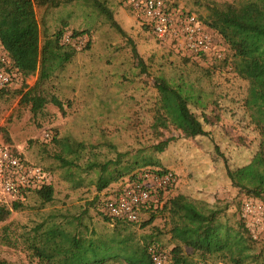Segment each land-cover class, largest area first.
Instances as JSON below:
<instances>
[{"label":"trees","instance_id":"obj_1","mask_svg":"<svg viewBox=\"0 0 264 264\" xmlns=\"http://www.w3.org/2000/svg\"><path fill=\"white\" fill-rule=\"evenodd\" d=\"M86 1L107 16L120 32H125L104 1ZM55 2L0 0V41L10 57L6 69L14 75V81L21 79L19 88L0 87V95L12 92L18 97L19 106L29 109L33 116L48 103L64 110L61 85L69 64L78 54L76 46L62 42L65 31L42 40L36 8ZM206 8L207 13L198 17L226 48L218 54L215 50L192 51L178 45L180 61H170L169 68H160L152 74L158 92L152 106L145 109L140 102L139 108L125 113L124 129L130 140L118 139L116 143L104 130L98 142L72 135L53 137L59 147L55 156L74 188L81 186L85 177L91 178L99 192L126 179L141 184L148 180L144 177L146 171L156 176L171 172L175 180L161 186L154 180L152 194L159 203L152 201L143 207L139 222L123 217L113 219L101 211L104 220L113 227L98 231L86 221L89 207L77 212L51 213L21 234L37 264H157L158 254L167 256L163 264H264V243H261L264 232L256 238V231L242 216L247 200L264 206V84L251 74H245L246 86L241 82L225 85L215 81L219 73L230 80L227 75L232 69L230 55L247 57L252 53L251 44L264 41V0H225L209 3ZM144 26L153 31L150 25ZM82 32L75 31L74 35ZM90 42L89 39L87 45ZM134 52L139 55L135 45ZM136 67L139 70H132V75L129 71L121 72L118 84L134 80L135 76H151L142 59ZM31 75L37 76L34 84L27 82ZM121 89L118 88V93ZM228 116L256 133L255 148L250 149L242 136H232L223 125ZM172 130L200 143L210 158L206 167L215 166L219 179L230 182L237 190L234 198L239 218L232 221L223 214L224 209L210 203L211 197L217 196L218 180L204 181L208 172L194 175L196 182L187 189L171 193L177 188L178 176L164 160L175 139L165 138V134ZM118 138H123V124H118ZM0 139L15 155L25 158L12 145L6 126L0 127ZM31 192L37 194L43 205L55 198L51 181L28 187L21 197L0 204V221L19 209ZM98 202L99 197L95 196L90 204L96 207ZM146 215L148 219H144ZM158 217L162 222L153 225L151 232L141 233L137 229L145 228ZM210 259L216 262L209 263ZM0 264L14 263L0 257Z\"/></svg>","mask_w":264,"mask_h":264},{"label":"rangeland","instance_id":"obj_2","mask_svg":"<svg viewBox=\"0 0 264 264\" xmlns=\"http://www.w3.org/2000/svg\"><path fill=\"white\" fill-rule=\"evenodd\" d=\"M56 1L57 3L53 5H40L36 8L42 40L60 30L65 33L83 31L76 35L85 37L78 45V54L69 64L65 72L66 79L61 85L60 94L64 99V110L53 103H48L42 112L33 116L29 109L19 106L18 97H14L12 92L0 95V127L8 128L12 145L18 148L25 158L49 169L51 172L49 181L55 188V198L52 202L43 205L37 194L31 192L24 198L19 209L13 210L6 220L0 221V257L14 264H37V258L31 255V250L23 241L21 234L44 218H49L50 214L56 211L77 212L81 208L89 207L90 216L86 221L91 226L98 231L113 227L100 213V203L125 186L128 179L112 183L99 192L96 184L91 183V178L85 177L84 183L74 188L72 182L65 176L61 161L55 156L59 147L53 137L72 135L86 141L98 142L102 139L104 130L116 143L118 139L122 142L130 140L129 133L124 129L127 122L125 113L139 108L140 102L145 109L151 107L158 93L152 74L158 72L160 68H169L170 61L179 62L181 57L178 50L182 41H174L171 37L162 39L152 30L146 29L143 21L129 8L126 0H102L111 9L115 20L125 32H120L111 20L89 1ZM168 1L170 7L178 13L193 12L199 16L207 13V4L225 0ZM212 37V51L223 53L222 50L226 47ZM89 39L91 42L87 45ZM134 45L138 56L135 55ZM251 50V55L247 57L230 55L232 69L227 73L231 77L230 80L219 73L215 81H221L225 85L241 82L246 86L245 74H251L264 84V41L251 44ZM227 51L225 49V52ZM140 59L149 66L151 76L146 74L135 76L134 80H122V84H118L121 72L129 71L132 75V70H139L136 66ZM256 62L258 64L255 65ZM234 64L240 66V69H235ZM36 79V75H31L27 82L34 84ZM20 86L21 79L18 82L14 81L12 88ZM119 87H122L120 93ZM118 124H123V138H118ZM223 125L232 136L245 138L250 149L255 148L258 138L251 128L243 126L230 116L225 118ZM171 137L175 139L171 141L164 160L168 168L178 176L177 188L171 193L187 189L192 183L195 184V176L198 173L205 175L208 172L209 176L204 181L218 180L215 184L217 196L211 197L210 203L224 209L223 214L232 221L239 218L237 200L234 198L237 190L230 182L219 179V171L214 165L211 168L206 167L210 158L203 146L195 139L181 136L177 130L166 132L165 138ZM95 196L99 197L96 207L90 204ZM148 218V215L144 216V219ZM161 222V217H158L152 224L137 229L141 233H148L152 231L153 225ZM261 243H264V238ZM212 262L216 261L210 259L209 263Z\"/></svg>","mask_w":264,"mask_h":264},{"label":"built area","instance_id":"obj_3","mask_svg":"<svg viewBox=\"0 0 264 264\" xmlns=\"http://www.w3.org/2000/svg\"><path fill=\"white\" fill-rule=\"evenodd\" d=\"M132 11L144 24L150 25L154 33L162 38L171 37L181 40V46L192 51H211L213 37L208 32L198 15L193 12L178 13L168 0H126ZM85 37L64 33L62 42L70 43L76 47ZM10 57L0 41V87L13 86L14 75L6 69ZM48 135V134H47ZM173 173L156 176L153 172L146 171L144 177L148 180L141 184L130 182L118 192L107 196L100 204V210L116 219L127 218L139 222L142 208L150 202L159 203L158 198L152 194L156 183L161 186L172 183ZM51 173L41 165L15 155L0 139V204H9L12 200L21 197L24 189L38 187L43 182H48ZM171 181V182H170ZM242 216L256 231L258 238L264 232V206L253 200L245 201L242 207ZM167 256H155L157 264H163Z\"/></svg>","mask_w":264,"mask_h":264}]
</instances>
